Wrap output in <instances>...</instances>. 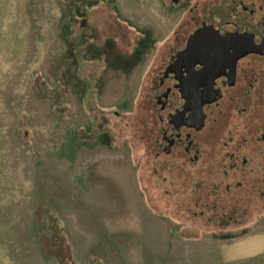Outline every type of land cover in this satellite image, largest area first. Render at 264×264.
Returning <instances> with one entry per match:
<instances>
[{
	"label": "rangeland",
	"instance_id": "obj_1",
	"mask_svg": "<svg viewBox=\"0 0 264 264\" xmlns=\"http://www.w3.org/2000/svg\"><path fill=\"white\" fill-rule=\"evenodd\" d=\"M210 1L0 0V264H264V165L213 193L142 155L147 75Z\"/></svg>",
	"mask_w": 264,
	"mask_h": 264
},
{
	"label": "flooded vegetation",
	"instance_id": "obj_2",
	"mask_svg": "<svg viewBox=\"0 0 264 264\" xmlns=\"http://www.w3.org/2000/svg\"><path fill=\"white\" fill-rule=\"evenodd\" d=\"M219 6L231 11L220 31L230 36L237 25L246 26V42L226 43L207 60L183 59L189 37ZM189 13L185 28L174 32V43L147 75L139 135L144 163L164 180L200 186L209 179L213 193L222 183L227 192L234 179L246 194L258 193L264 165V0H213L194 4Z\"/></svg>",
	"mask_w": 264,
	"mask_h": 264
},
{
	"label": "water",
	"instance_id": "obj_3",
	"mask_svg": "<svg viewBox=\"0 0 264 264\" xmlns=\"http://www.w3.org/2000/svg\"><path fill=\"white\" fill-rule=\"evenodd\" d=\"M231 14V11L224 6H219L211 11L210 17L199 28L186 43V48L183 51V59L193 60L195 57L201 56V59L207 60L212 56L211 53L216 51L223 52V46L226 43H242L246 42L247 27L237 25L238 31L234 35H225L220 31L219 26L224 17ZM234 17V15L232 16ZM242 40V42H240ZM200 59V60H201Z\"/></svg>",
	"mask_w": 264,
	"mask_h": 264
}]
</instances>
